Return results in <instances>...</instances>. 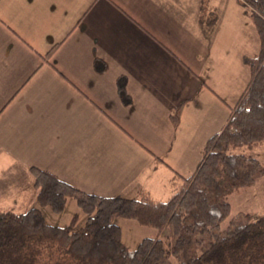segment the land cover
<instances>
[{
    "label": "crops",
    "instance_id": "1",
    "mask_svg": "<svg viewBox=\"0 0 264 264\" xmlns=\"http://www.w3.org/2000/svg\"><path fill=\"white\" fill-rule=\"evenodd\" d=\"M258 50L238 0H0V203L37 201L30 167L98 196L167 198Z\"/></svg>",
    "mask_w": 264,
    "mask_h": 264
},
{
    "label": "trees",
    "instance_id": "2",
    "mask_svg": "<svg viewBox=\"0 0 264 264\" xmlns=\"http://www.w3.org/2000/svg\"><path fill=\"white\" fill-rule=\"evenodd\" d=\"M238 1L255 27L259 50L243 58L249 80L221 128L204 143L194 171L188 176L175 172L169 196L156 200L145 190L131 198L86 193L47 170L30 167L40 206L60 213L73 198L87 219L80 228L77 216L67 226H54L37 207L19 213L0 207V264H170V257L176 264H264V215H232L228 200L264 178V163L251 154L264 146V0ZM94 63L98 72L105 70L104 61ZM127 83L125 76L117 78L125 106L132 103ZM182 107L170 114L173 126ZM114 217L159 233L167 228L170 247L147 237L129 250Z\"/></svg>",
    "mask_w": 264,
    "mask_h": 264
},
{
    "label": "rangeland",
    "instance_id": "3",
    "mask_svg": "<svg viewBox=\"0 0 264 264\" xmlns=\"http://www.w3.org/2000/svg\"><path fill=\"white\" fill-rule=\"evenodd\" d=\"M251 154L264 163V146L255 148ZM166 197L162 196L160 200H165ZM232 205V215L238 212L249 213L253 217L264 215V178H261L253 186L243 189L238 193H234L228 197ZM1 208L12 210L14 212H24L32 207L40 209L46 223L54 226H67L74 216H77L76 228L84 225L87 215L76 204L73 198L68 199L64 209L60 213L53 212L49 207L40 206L37 201L33 205L18 206L17 203H11L10 200L4 199L0 203ZM27 204V203H26ZM30 204V202H28ZM112 222L118 225L121 229L122 242L129 250H133L144 238H160L162 239L165 248L170 247L171 237L167 228L164 232L159 233L156 229L142 226L135 220L125 219L121 217H114ZM227 222L222 224V228L226 226ZM170 264H176V260L170 257Z\"/></svg>",
    "mask_w": 264,
    "mask_h": 264
}]
</instances>
